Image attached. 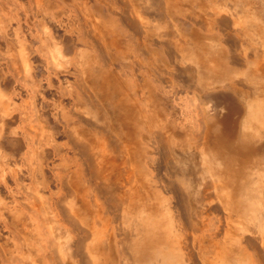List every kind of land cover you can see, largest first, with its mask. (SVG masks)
Listing matches in <instances>:
<instances>
[{"label": "rangeland", "instance_id": "rangeland-1", "mask_svg": "<svg viewBox=\"0 0 264 264\" xmlns=\"http://www.w3.org/2000/svg\"><path fill=\"white\" fill-rule=\"evenodd\" d=\"M191 1L182 0L192 7L177 10L172 24L179 30L183 25H190L202 34L218 35L210 25H206L207 31L193 25L188 17L200 9L197 2ZM253 1L255 7L262 10L264 2ZM225 7V14L237 13L231 17L235 28L246 21L253 34L251 43L246 33H236L241 39V45L235 48L237 53L243 51L247 57L255 51L257 61H261L264 21L261 24L252 16L246 18L235 10L233 0ZM120 8L115 0H0V264L3 252L7 258L26 257L18 246L21 237L34 245L33 255L38 247L35 241H47L48 223L43 218L44 211L48 221L54 219L59 223L63 222L64 210L75 212V201L64 187L68 177H73L77 162L82 161L73 146L76 138L72 137H79L89 146L90 153L97 155L94 141L100 134L106 133L111 139L116 130L120 140L123 133L130 134L132 141H136L143 126L141 115L153 117L152 111H177L178 124H185L191 133L197 172L204 169L206 181L216 184L219 164L212 155L215 154L212 146L205 147V153L195 145L196 138L204 135L207 128L210 135L221 134L227 104L215 101L213 95L225 94L239 109V122L235 125L239 135L233 141L227 140L221 149L223 157L217 155L220 160L228 163L234 157L232 150L236 145L246 143L258 147L264 143V75L253 72L256 61L250 69L252 72H236L228 60L220 57L216 64L222 76L216 79L212 66L207 68L209 74L200 76L197 60L178 51L182 61L177 67L169 65L174 94L167 95L152 79V75L157 78L155 64L145 59L138 49L134 51L136 46L131 33L118 15ZM252 25L263 31L257 32ZM115 36L121 42L118 49L109 42ZM217 48L234 52L222 36ZM126 50L128 55L123 57L121 53ZM183 69L185 71H181ZM230 86L256 91L246 97L232 92ZM149 89L152 90L150 96ZM89 98L96 108L89 105ZM103 111H116L118 123L110 125L113 114L105 115ZM201 115L205 116V125L199 122ZM234 118L229 116L226 121L232 130ZM159 123L152 118L150 128L155 130ZM250 147L251 154L245 161L232 163L239 186L235 193L236 216L230 226L233 227L236 219L235 227L249 228L246 234L252 232L258 237L261 234L262 248L258 247L264 249V217L259 221L255 219L264 213V149L254 153ZM111 154L115 157L118 151ZM82 168L86 174L85 165ZM197 176L199 173L192 177ZM217 192L215 189L214 195ZM208 219L210 236H214L217 227L213 226L222 216L214 213L204 217V222ZM14 244L17 246L13 247ZM244 247L247 262L259 264L256 252ZM261 249L257 250L258 255ZM224 260L223 257L213 262L220 264Z\"/></svg>", "mask_w": 264, "mask_h": 264}, {"label": "crops", "instance_id": "crops-1", "mask_svg": "<svg viewBox=\"0 0 264 264\" xmlns=\"http://www.w3.org/2000/svg\"><path fill=\"white\" fill-rule=\"evenodd\" d=\"M115 1L120 3L121 8H120V12H118V15L131 33V36L133 39L132 42L136 46L134 51H136L138 49L139 51H141V53L145 57V59L151 60L153 62V64H155L154 65L155 66V75H157V78H155L152 75V79H154L155 83H157L158 85H160V87H162V89L164 90V92L167 95L174 94V90H173L174 87H173L172 81H171L172 73L169 70V65H173L174 67H177L180 64V62L182 61V58L178 54V51L185 52L187 56L192 57L193 59L197 60V62L199 63L198 73L200 76H205L206 74H209L210 70H208L207 68L209 66H212L215 69L214 71L212 70L213 71L212 74L215 76L216 79L219 76L221 78L222 74H221L220 69H219L220 66L218 64H216L217 60L220 57L223 60H228L230 62V64L233 65V67L236 69V72L237 71H239V72H241V71L242 72H245V71L252 72V70H250V69H251L252 65H254V63H255L254 61H256V63H258V64H257V67L255 64V69L253 70V72H255V74H257L261 77L264 75V62H263L264 59H262L261 61H257V54L255 51L251 52L252 55L247 56L248 57L247 58L246 55H243V51H242V54H239V53H237L238 49L235 50V48L237 47V44L241 45V39H239L236 36L237 32H239V33L241 32L243 35H244V33H246L247 36L249 37V41L251 43H252L253 34H252L251 29L249 28L248 22H246V21H244V23L240 24L241 25L240 27L235 28L233 18H231V17L236 16L237 13H236V15H234L233 13L230 15L224 13L225 8H226L225 7L226 3H228V1H231V0H194L195 2H197V5L199 6L200 12H198L197 14L194 13V14H192V16H190L188 18L191 20V22L193 23L194 26L198 27L199 29H201L203 31H205V30L207 31L206 25L212 26L213 28H215L219 32L218 35H209L206 33L202 34L198 29H193L190 25H183V27L180 30L177 29L172 24V20H171L172 17L174 15H176V12L178 13L177 10L181 11L183 9V6L184 7L188 6L189 8L192 7V6H189L190 4H186L185 2H182V0H160V1H163V6H164V7L161 6V7H163L161 10L164 9L163 12H165V13H163L162 11L158 13L157 12L158 9L155 10L154 8H152V12H151L152 15L150 14V11L147 10L148 7L146 9H144L146 7L144 5V4H146V3H144L146 0L145 1H143V0H115ZM233 1H234V3H236L235 10L242 13V15H245L246 18H251V16H252L255 18V20H257L258 23H261V24L263 23V21H264V5L262 6V10H261V9L255 7V3H254V1L252 2V0H233ZM258 1L264 2V0H258ZM142 2H143V4H142ZM149 2H150V0H149ZM151 2H154V1H151ZM192 2H193V0L191 1V3ZM184 3H185V5H183ZM143 5L145 6L144 8H143ZM161 5H162V3H161ZM191 5H193V4H191ZM126 6H128V7L130 6V7L128 8ZM126 8H128V10H126ZM129 9L133 13H131ZM143 10L144 11L147 10V11H145V13H147V14H145V13L143 14V12H144ZM156 12L159 15H156ZM161 13L164 16V18L161 17L162 16ZM155 15H156V17H155ZM226 15L230 18H228ZM195 16H196V18H195ZM247 16H250V17H247ZM158 17H160L159 19L162 18V20L157 21ZM129 18L131 20H133V22L135 24H136V21H138V22L140 21L139 23L142 25V27H140L141 25L138 22H137V24H139V25L137 26V24H136V26L133 27L134 23L132 22L131 23V26L133 25L132 26L133 28H132L130 26V24L128 25V23H129L128 20H130ZM135 18H136V20H135ZM226 18H228V19L226 20ZM194 20H197L198 23H196V21H194ZM225 24H226V26H225ZM252 26H253L252 28H254V30H257V32L263 31L261 29L260 30L255 29V25H252ZM138 27H140V28L138 29ZM171 29L173 32V36H171V37H173V38L170 37V35H172V32L167 33V31L171 30ZM163 35H165V36H163ZM166 35L169 37H167ZM221 36L224 37L225 44L228 47H231V49H232L231 51H234L233 53H228V51L223 49V48H219V49L217 48L218 44L220 45V43H221ZM122 38H124V36ZM190 39L195 40V42L193 43L192 41H190ZM157 40H158V43H156ZM164 40L165 41L167 40V42L169 44L165 43V45H164L163 43L162 44L160 43V42H164ZM109 42H110V45L115 46L117 49L121 47L120 46V43H121L120 39H118L117 36H115L114 38H111L109 40ZM173 46L175 49L173 48ZM170 52L172 53V56H170L171 55ZM121 55L123 57H126L128 55V51L127 50H126V52L123 51L121 53ZM173 56H174V58H173ZM113 59L115 61L117 60L116 57L115 58L113 57ZM257 68H259V69L261 68V70H259ZM183 70L185 71V69H183ZM148 75L150 76V74H148ZM179 75H180V73H179ZM228 76H230V75H228ZM263 78H264V76H263ZM229 88L231 89L232 92L234 91V93L243 94L246 97L253 96L254 92L256 91V89H252L251 91H250V89H248V90L246 89L245 91L241 90V89H235V88L232 89L231 86ZM151 92H152V90L149 89L148 90L149 96L152 95ZM214 98H215V101L216 100L222 101V102H224V105H225V103L227 104L228 110H227V113L224 115V119L222 122L223 129H222L221 134H219V135H210L211 131L206 127L207 129H206L205 134L206 133L208 134V137H207L208 140L205 142L203 141V143L201 142V146H202V148H204V147H208L211 145L212 150L215 152V154H212V155H214V157L219 158L221 156L223 157V155H224L223 153H222V155L220 153L222 152L221 149L223 147H225V143L227 142V140L232 139L231 141H233L239 135V133L236 135V133H237L236 129L237 128H235L236 123L239 122V109H238L237 105H235V103H233V101L229 95H225V94L213 95V99ZM90 100L91 99L89 98V102H88L89 105L93 108H96L93 101L92 100L90 101ZM108 107H110V105H108ZM232 110H234V111H232ZM103 112H105V115L106 114H111V115L113 114L112 122L110 125H113L114 123H118L116 111H103ZM148 112H151V111H145L144 113H148ZM152 112H153V117H149L148 115H145V114L140 116V117H142L140 124L143 125L142 131L144 133L141 131V133L138 137L139 139H137L136 141H132V139H131L132 136L130 134H123V133H122L123 139L120 140L116 130H113L114 133L111 131L113 133V138H111L109 140H108V136L106 135L105 132H104L105 134H103V133L100 134V137L94 141V142H96V146L98 147V152L101 151L100 152L101 154H99L97 156V159H96V163H98L97 164L98 167L102 166V165L104 167L105 166L109 167V165L111 164V166L116 168V166L118 165L119 162L117 163L116 166L112 165L113 159L114 160H117V159L112 157V154H111L115 149L116 151H118V154H117L118 156L116 155V157L117 158L119 156L121 158L123 157L121 160H120V157L118 158L120 161V164L123 166H120V165L117 166L116 170L119 169L118 167H120L121 172H123V173L125 172L124 174H126V172H128V171L125 168H126V166L128 167L127 164L130 163L128 170L132 169V165H135V166L140 165V166H142L144 171H146L147 170L146 164L149 162L147 174H149L151 176L155 171L152 170L153 168L150 166V164L152 165V163L149 159L150 156H149L148 151L153 152L152 146L153 145L157 146V144H155L156 142H154L155 139L153 137V134L156 136L159 132H162L161 129H163L162 128L163 126H167L170 130H174L176 132V134H175L176 141L178 143H180V145L182 147L184 146L183 149H186V147H189V148H191L190 152H192V153L194 152L193 151L194 145L190 144L191 133H190L189 129L185 126V124H182V125L178 124L177 111H152ZM144 115H145V118H144ZM227 116H233V117L235 116L234 124L232 126L233 130L229 127L228 124H226V121H229V120H227ZM152 118H156L160 122L158 125L161 126V128H158L159 126L157 127V125L155 127L156 128L155 131L157 133L152 128H149L150 127L149 123L152 121ZM143 119H144V122H143ZM189 119H190L189 115L187 114L185 117V121L188 123V122H190ZM199 122L201 124L205 125L206 124L205 116L201 115L199 118ZM122 123H124V122L122 121ZM76 140L77 139L74 140L75 144L73 143V146L78 153L82 147H83L82 149H84L83 144L82 145H80V144L83 142L84 145H86V143L83 140H82V142H80L81 140H78L79 141V143H78V142H76ZM151 140H152V142H151ZM113 142L116 143L117 145L114 144ZM150 142H151V144H150ZM76 143L79 144L78 147H76V145H77ZM234 145H236V143ZM112 146H114V148ZM239 146H240V148H239ZM239 146L236 145L233 147L232 152L234 154L233 155L234 157L231 158L230 161L228 162L229 166H226V168L229 171L233 169L232 163L235 160H238L237 162H239V161L243 162V161H245L244 159L247 158L251 154V150L248 149L250 146H248L246 143L239 144ZM79 147H81V148H79ZM85 148H86V146H85ZM263 149H264V143H261V145L258 147L253 146L252 152L258 153V152L262 151ZM209 151H211V150H209ZM216 151L219 152V154L221 156L219 155V157H218L217 156L218 154ZM174 152L176 154L172 155L170 159L173 160V161L172 160L171 161L175 163L174 165L177 164L175 166V168L179 167L178 173H177V169H175L176 173L178 175L180 174V172L181 173L183 172L185 175L186 169L189 168L188 166H185V164L186 165L191 164L190 168L187 170L188 172L186 173V175L187 174H189V175H187V176L185 175V178L187 179V182L190 185V186H188L190 188V190H188L189 188L186 189L184 187V185L181 184L180 186L182 187V185H183V187L185 189H182V190L176 189V194L178 192L181 195L180 192H182V193L185 192L188 195L184 193L185 194L184 197H183V194L181 195V197H179L178 194H177L178 196L175 194H167V198H172L171 202L168 203V206L170 207V209L172 211V219H173L174 224L177 226V227L175 226V228L178 229V234L180 235L179 237L183 238L181 240V243L184 244V246L189 244L190 246L192 245V247H193V243L195 241V236H196L195 235L196 232L194 231L195 229L192 230V228H194L193 224H196L195 225L196 227L197 226H199V227H205L206 226L204 223L202 224V222H200V214H199V212H202V211L205 212V206H203L204 200H202V204L196 203V201H195L196 200V194L194 191L195 180H197L198 182L202 181V176H203L204 172L202 171V173H199L200 178L198 176L196 178L192 177L193 175H195L194 174L195 172L193 169L195 166L194 165H193L194 167L192 166V163L194 164V161H195V155H191L192 156L191 158H186L185 156H181L180 153H178V151L175 150ZM79 154H77V155L80 158H82V154L81 155H79ZM240 156H242V157H240ZM110 157L113 159H111ZM108 158H109V161L107 160ZM114 162L116 164L117 161H114ZM124 162L125 163L127 162V163L125 164ZM84 163L86 166L87 162L84 161V158H82L81 163L77 162L75 172L73 173V177L72 178L68 177L67 181L65 182V186H64V187H66L65 189H66L67 193H69L68 189H70V191L72 189L73 194L74 195L79 194V197L81 198V199L75 200V204H74L75 212L74 213L71 212L72 215L74 217H76V218L73 217L74 221H72L73 218L71 217V213H70V219L69 220L66 218L65 213H62L63 214V222L59 223V222H56V220H54V219L51 222L50 220L48 221V219L46 218V216H45L46 213L44 211L43 212V218L45 220H47V223H48V226L45 228V232L47 235V241H45L44 243L41 241H35V243H37L38 247H37L36 254L33 255V246L34 245L30 244L29 242L26 241L25 238L21 237L22 238L21 240L18 239V246L20 247L21 253L26 255V257L25 258H22V257L19 258V257H15V256L12 257L11 256V258H7L6 252H3V254L1 255L2 264H21V263L22 264H54V263L58 264L59 262H60L59 264H62V263L63 264H81L83 262V260L87 259V256L83 258L82 254H80L78 252L76 253L73 250H70V251H68V249L65 250L64 247H62V246H63V244H66L67 241L70 242V241H73L76 239L77 240L80 239L82 236V233L80 231L84 229L82 227H85V229H89L91 232H93L94 230H97V228L100 227L99 230L102 229L103 232L105 233V240L103 242L104 245L102 247V250L99 251L100 253L99 252H92L91 259H87L86 262L88 260L89 261L91 260L93 262V264H126V263L129 264L132 261L130 249H129L130 251L128 253V260L127 261L125 260L124 255H122L123 253H121V252H123L122 247H121V244H122L121 240H123V238L126 236L124 228L126 227V224H127L128 218H129V216L127 217V209L129 206L127 205L126 199H128L127 197L130 198V192L128 194L126 192L128 190L126 188H123V187H122L123 188L122 189L121 186H123L125 184L124 182L127 181L128 177H129V176L127 177V174L129 172L125 175L127 177V179H124L125 177H124L123 173H121L119 170H117L118 172H116V170L114 168H112V167L108 168L107 167V169L112 168V169H114V171L112 170L113 172L108 171L106 173L105 171H103L104 170L103 168L102 169L99 168L98 170L99 171L101 170L100 172L103 176H108L107 178H109L111 176L110 178H112V179L109 178L108 180H106L107 178L105 179L103 176H101V174L98 173L97 175L103 177L106 180L105 185L107 184V181H108V184L115 185V187L111 185L112 187L105 189L104 188V187H106L105 185H102V184L99 185L100 182L97 183L98 181L104 182L102 178H100L98 176L101 179V180H99V178L97 176H95L94 174H93V177L90 176L88 172H86V174H85V169L82 168ZM101 163H102V165H101ZM106 163H108V164L106 165ZM92 165H93V163H92ZM124 165H125V168H124ZM184 166L186 167V169ZM191 166L193 169V172H191V173H193L192 176H191V173H189ZM87 167L88 166L85 167L86 171H87ZM180 167H182V168H180ZM183 167H184L185 171H184ZM105 169H106V167H105ZM107 169H106V171H107ZM140 169H141V167H140ZM192 169H191V171H192ZM110 172H111V174H110ZM130 172H131V170H130ZM139 172H140L139 174L141 175L142 171H139ZM183 173L180 174V176H182ZM116 174H118L119 176H117ZM121 174L123 175V177L121 176ZM174 174H175V172H174ZM94 176L97 177L98 180H95L97 178H95ZM189 176H191L193 179L191 180V177L188 179ZM117 177H118V179H117ZM115 178H116V181L119 182L121 180L122 184L123 183L124 184L120 185V182L118 184L116 181H114ZM177 178H179V176ZM89 180H90V182H88ZM94 180L96 181V183H94L95 182ZM109 180H111V181L113 180L112 183H110L111 181L109 182ZM234 180H235V188H232V186L230 187V185H228L226 179L222 178V174L218 175L216 177V184L218 183L221 186H220V189L217 190L218 194L217 193L216 194L219 197H221V195H224V197H226V196L230 195V193L235 196V193H237V189H238L237 188L238 187L237 186V181H238L237 176L235 177ZM91 182L93 184H91ZM66 184H68L69 188H67ZM116 185H118L120 188L117 187L118 188L117 189ZM99 186H104V187H101V190H104V195L103 194L100 195L103 191H101L99 189ZM113 187L116 189H114ZM181 187H180V189H181ZM110 188L111 189L113 188L116 191H114V190L111 191ZM99 190H100V193L97 192ZM107 190H109L112 193L118 192L117 190H119L120 192H118V195L112 194L113 198H114V196H116L115 197L116 199L115 198L110 199L111 193L108 192ZM123 190L124 191L126 190L125 192L127 194H125L123 192ZM177 190H179V191H177ZM202 190H203V188H202ZM188 191H189V193H188ZM198 193H199V191H198ZM134 194L137 195V197L140 198L142 203L146 205L147 193L144 189L139 190L138 194H136V193H134ZM93 195H94V197L96 196L95 199H94ZM118 196H122V197H120L118 200V198H117ZM82 197H84V199H82ZM178 197L180 198V200ZM185 197H186V199H185ZM106 198H108V200ZM121 198L123 200V203H122ZM182 198H184L185 200H183ZM124 199H125V201H124ZM83 200H84V202H83ZM109 200H112V202L111 201L109 202ZM114 200H115V202H114ZM117 200L118 201L121 200L120 203H122V204H119V202H117ZM104 201H108L109 203L104 202ZM176 201H177V204L174 206ZM178 201H182L183 203L184 202L185 203L190 202V203H187L188 205H186L184 203L185 207H186V211L184 210L185 207H183L184 204L181 202L178 203ZM96 203H98V204H96ZM189 204L191 206V208H189L190 210L188 209V207H190ZM233 205H235V206L233 207L234 209L231 208V210H233L231 213L232 214L231 219L233 218V216L234 217L236 216V210H237V201L236 200L234 201ZM119 206H121V209H119ZM114 207H115L116 211L114 210ZM179 207L180 208L182 207V210L178 209ZM220 208H221V214H222V211H224V208H227L226 204L224 203V205H221ZM110 210H112V212ZM180 212H181V214H180ZM183 212H186L187 214L183 213ZM194 215H195V217H194ZM186 216H188L190 218V220L187 219L188 217L185 218ZM209 216H211V215L209 214ZM115 217H117L118 219H116ZM183 218H185L187 220V222H189V223H187L186 220L183 221ZM75 219H77V220H75ZM231 219L229 220L228 226H229V229L231 231L230 234H232L231 238H234V239H231L232 243H234L235 246L234 247H232V246L228 247V245H226V247H224V248H223V246H222V248L219 247L218 253H217V249L215 251H212V249H211L209 251V253L206 254L209 257L208 258L207 257L202 258V264H214L211 262L212 260H214L213 258L216 256L220 257L221 255H226V256L220 257V258H223V257L225 258L224 262L222 261L220 264H233L232 256L233 257L235 256L234 264H239L243 261L242 257H241L242 256V249L240 248V250H239V245H238V242H239L238 239H239L240 235H242L243 230L239 227H235V222L237 221L236 219H235V221H233V223H234L233 227L230 226ZM95 220L96 221L99 220L100 226H98V223H99L98 221H97V223H95L96 222ZM71 221H72V223H70ZM76 221H78V222H76ZM192 221H193V223H191ZM184 222L186 223L185 227L183 226V225H185ZM209 222H210V220L208 222H206L208 229L211 228V225L209 224ZM222 222L223 223L225 222L224 225L226 224V221H222ZM49 223H50V225H49ZM79 223L81 224V226ZM188 224L189 225L192 224L191 231H190V232H192L191 233L192 236L190 235V232L187 233V231L190 230V228H189L190 226ZM127 226L130 229L129 226H131V225L127 224ZM120 229H122V231ZM239 229L242 230L241 233H239ZM236 231H238V232H236ZM47 232H49V233L52 232L54 235V240L57 241V243H59V245L62 247V249L60 251L61 253L58 255L59 256L64 255L65 257L62 258L61 256L60 257L55 256V257H58V260H54L56 258L52 259V257H51L52 254L50 252V247H49L51 244L49 238L51 240H52V238L49 237V233H47ZM128 232H130V230H128ZM209 232H210V230L208 231V234L210 235ZM237 233H239V234H237ZM128 234H129V236H128ZM79 236H80V238H79ZM107 236H108V238H107ZM127 237H128V239H126V241H124L123 243H125L126 245L131 247V240H133V238L131 237L130 233H127L126 238ZM190 238H192L191 241H190ZM235 239H237V240H235ZM134 240H135V236H134ZM22 241H23V244H22ZM179 241H177V242H179ZM235 243L237 244L238 247L236 246ZM204 245L208 246L209 242L205 241ZM16 246L17 245L14 244L13 247H16ZM108 246L110 247V249ZM231 249H233L234 255L232 253L229 254ZM238 250H239V252H237ZM71 251H73V252H71ZM73 253H74V255H73ZM184 253L187 254L185 251H184ZM236 253H238V254H236ZM93 255L96 257L94 258ZM49 256H50V258H49ZM59 258H62V261H59ZM175 258H176V263H178V264L179 263L180 264H194L195 262L197 263V259H194L195 257H193V256L190 257V260H186L184 254H182V255L177 254L175 256ZM56 261H58V262H56ZM91 261H90V264H91ZM124 261H126V262H124ZM82 264H84V262Z\"/></svg>", "mask_w": 264, "mask_h": 264}, {"label": "bare ground", "instance_id": "bare-ground-1", "mask_svg": "<svg viewBox=\"0 0 264 264\" xmlns=\"http://www.w3.org/2000/svg\"><path fill=\"white\" fill-rule=\"evenodd\" d=\"M143 1H145V0H143ZM151 1H154V2H151ZM144 3H146V4H144L143 5V8L144 9H146L147 7H148V11H150V14H151V12H152V8H154L155 10H157V12L159 13V12H163V10H161L164 6H163V1H160V0H150V2H149V0H146ZM161 3H162V5H161ZM120 4V3H119ZM122 4V3H121ZM142 4H143V2H142ZM124 5V4H123ZM165 5V4H164ZM142 6V5H141ZM161 6H163V7H161ZM126 7H128V6H126ZM130 7V6H129ZM128 7V8H129ZM128 8H126V10H128ZM132 8V7H131ZM130 10V9H129ZM147 10H145V11H147ZM144 11V10H143ZM142 11V12H143ZM145 11L143 12V14L145 13ZM128 12V11H127ZM130 12H131V10H130ZM157 12H156V15H159V14H157ZM129 13V12H128ZM131 13H133V12H131ZM155 13V12H154ZM163 13H165V12H163ZM127 14V13H126ZM145 14H147V13H145ZM128 15V14H127ZM152 15V14H151ZM150 15V16H151ZM156 15H155V17H156ZM161 15H162V13H161ZM165 15V14H164ZM229 15V14H228ZM227 16V15H226ZM161 17H163L164 18V16L162 15ZM189 17H190V15H189ZM228 17V16H227ZM160 17H158L157 18V21H159V20H162V18L161 19H159ZM195 18H196V16H195ZM201 18V17H200ZM228 18H230V17H228ZM228 18H226V20L228 19ZM130 19V18H129ZM134 19V18H133ZM156 19V18H155ZM154 19V20H155ZM128 20V19H127ZM135 20H136V18H135ZM134 20V21H135ZM220 20V19H219ZM126 21V20H125ZM131 21V22H130ZM194 21H196V23H198L197 22V20H194ZM128 25L130 24V26H131V23L133 22V20H128ZM137 22L138 21H136V24H137ZM140 22V21H139ZM138 22V23H139ZM151 22V21H150ZM134 23V22H133ZM152 23V22H151ZM200 23V22H199ZM136 24L134 23L132 26L133 27H135L136 26ZM140 24V23H139ZM139 24H137V26L139 25ZM141 25V24H140ZM129 26V27H130ZM131 26V27H132ZM151 26V25H150ZM225 26H226V24H225ZM132 27V28H133ZM140 27H142V25L140 26ZM140 27H138V29L140 28ZM152 27V26H151ZM150 27V28H151ZM137 28V27H136ZM142 29V28H141ZM140 29V30H141ZM169 29V28H168ZM135 30V29H134ZM167 30V29H166ZM237 30V29H236ZM137 31V30H136ZM169 31V32H168ZM167 31V33H170V32H172V29L171 30H168ZM166 32V31H165ZM164 32V33H165ZM140 33V32H139ZM163 36H165V35H163ZM167 36V35H166ZM171 36H173V32H172V35H170V37ZM167 37H169V36H167ZM139 38V37H138ZM171 38H173V37H171ZM140 40V39H139ZM156 40V39H155ZM46 42V41H45ZM138 43V42H137ZM156 43H158V40L156 41ZM161 44L163 43L164 45H165V43H167V44H169L168 42H167V40L165 41L164 40V42H160ZM171 47V46H170ZM171 49V48H170ZM169 52V51H168ZM173 52V51H172ZM171 53V52H170ZM147 56V55H146ZM170 56H172V53H171V55ZM178 56V55H177ZM176 56V57H177ZM179 57V56H178ZM173 58H174V56H173ZM264 59V58H263ZM263 62H264V60H263ZM139 63V62H138ZM257 64L258 63H256V67H257ZM262 67V66H261ZM257 69H259V68H257ZM165 70V69H164ZM259 70H261V68L259 69ZM181 71H184V70H181ZM260 72V71H259ZM193 73V72H192ZM176 74V73H175ZM163 75V74H162ZM179 75V74H178ZM165 81V80H164ZM190 81V80H189ZM169 85V84H168ZM234 92V91H233ZM91 101V100H90ZM92 105V104H91ZM229 117V116H228ZM227 117V118H228ZM100 118V117H99ZM144 118H145V115H144ZM91 119V118H90ZM161 120V119H160ZM88 121V120H87ZM162 121V120H161ZM148 123V122H147ZM94 125V124H93ZM150 128V127H149ZM161 128V127H160ZM163 129H161L163 132H159L156 136L153 134V137H154V139H155V141L154 142H156L155 144H157V146H152V151L153 152H151V151H148V153H149V156H150V161H151V163H152V165L150 164V166L153 168L152 170H154L155 172L150 176L149 174H147L148 173V165H149V162L146 164L147 165V170L146 171H144V169L142 168V166H135V165H132V169H129L128 170V168H129V164L130 163H128L127 165H128V167L126 166V168H125V165H124V168L130 173H128V172H126V174H127V177H128V179H127V177L125 176L126 174H124L123 172H121V170H120V167H118L119 169H117V170H119L121 173H123V175H124V179H127V181L126 182H124L123 184H122V182H121V180L119 181L120 182V185L122 184L123 186H121V188L123 187V188H126L128 191H126L128 194H129V192H130V198L129 197H127L128 199H126V202H127V205L129 206L128 207V209H127V217L129 216V218H128V221H127V224H130L131 226H129L130 227V229L128 228V226H127V224H126V227L124 228V231H125V234H126V236H127V233H130L131 234V237L133 238V240H131V247H129L128 245H126L125 243H123L124 241H126V239H128V237L126 238V236L123 238V240H121L122 242V244H121V247H122V251L123 252H121V253H123L122 255H124V258H125V260L127 261L128 260V253H129V251L131 250V258H132V261L130 262L131 264L133 263V264H178V263H176V258H175V256L177 255V254H184V256H185V259L186 260H190V257L191 256H193V257H195L194 259H197V263L195 262L194 264H202V258L203 257H209L208 255H206V254H208L209 253V251L212 249V251H215L216 249H217V253H218V248L219 247H221L222 248V246H223V248L224 247H226V245H228V247H234L235 245H234V243H232V240L231 239H234V238H231V236H232V234H230L231 233V231H230V229H229V226H228V223H229V220L231 219V213H232V211L233 210H231V208L232 209H234L233 208V206H235V205H233L234 204V201L236 200V196H234V195H232L231 193H230V195H228V196H226V197H224V195H221V197H219L217 194H215L214 195V193L213 192H215V189H216V191H217V189L219 190L220 189V184H214L212 181H210V182H207L206 181V179H205V177L204 176H202V181H200V182H198L197 180H195V182H194V191H195V194H196V203H200V204H202V200H204V204H203V206H205V212H199V214H200V222H202V224L204 223L205 225V227H199V226H195L196 224H193L194 226V228H192V230H194L196 233H195V241H194V243H193V247H192V245L190 246L189 244V246L188 245H186V246H184V244H182L181 243V240L183 239L182 237H179L180 235L178 234V229L177 228H175V224H174V222H173V219H172V211H171V209H170V207L168 206V203H170L171 202V199L172 198H167V194H175V195H179V197H181V195L183 194V197H184V195L185 194H187V193H185V192H180L181 193V195L177 192V194H176V189H179V190H182V189H187V188H189L188 186H190L189 184H188V182H187V179L185 178V175H186V173L188 172L187 170L190 168V165L191 164H185V166H188L189 168L188 169H186V167H185V169H186V171H185V169H184V167H183V169H184V171H185V175H184V173H183V175L182 176H180V174H182L181 172H180V174L178 175L177 173L179 172L178 171V168L176 167L175 168V166L177 165H174L175 163L174 162H172L173 160L172 159H170L171 158V156L172 155H174V154H176L174 151L176 150V151H178V153H180V155L181 156H185L186 158H191L192 156L191 155H195L194 153H192V152H190L191 150V148H189V147H186V149H183V147L180 145V143H178L177 141H176V137H175V134H176V132L174 131V130H170L167 126H163L162 127ZM174 129V128H173ZM144 130V129H143ZM146 131V130H145ZM155 131V130H154ZM159 131V130H158ZM148 132V131H147ZM146 132V133H147ZM156 132V131H155ZM154 133V132H153ZM157 133V132H156ZM196 134V133H195ZM238 133H236V135H237ZM143 135V134H142ZM37 136V135H36ZM145 136V135H144ZM149 136V135H148ZM38 137H39V135H38ZM207 137H208V134L206 133V134H204V135H201V136H199V137H197L196 139V142H197V144L195 145V147L196 148H200V151L202 152V151H204V152H206L207 150H205V147L204 148H202V146H201V142L203 143V141L205 142V141H207L208 139H207ZM72 138H76L77 140H76V142H78L79 143V141L78 140H81L80 138H77V137H72ZM75 140V139H74ZM109 140V139H108ZM182 140V139H181ZM112 141V140H111ZM80 142H82V140L80 141ZM151 142H152V140H151ZM151 142H150V144H151ZM78 143H76L77 145H76V147H78L79 146V144ZM110 143V142H109ZM114 143V142H113ZM148 143V142H147ZM75 144V143H74ZM83 144V146H84V149H82L81 147H79V148H81L80 150H79V152L77 153V154H79V155H81L82 154V158H84V161H86L87 163H86V166H88L87 167V172L89 173V175L90 176H92L93 177V174L95 175V176H99V175H97L98 173L99 174H101V170L99 171L98 169L100 168V169H104L103 171H105L106 173L108 172V171H111V172H113L114 171V169L116 170V168H117V166H123V165H121L120 164V161H119V157L117 158L116 156L114 157V158H116L117 160H114L113 158H111V159H113V163H112V165H117V163H118V165L116 166V168L115 167H113V166H111V164L109 165V167H112V168H114V169H112V168H110V169H107V167L108 166H105L106 167V169H107V171H106V169H105V167L102 165V163H101V165L102 166H99L98 167V163H96V159H97V156L99 155V154H101L100 152L101 151H99L98 153H97V155H94V154H92V153H90V151H89V147L87 146V145H84V143L82 142L80 145H82ZM114 144H116V143H114ZM113 144V145H114ZM110 145V144H109ZM117 145V144H116ZM85 146H86V148H85ZM239 146V145H238ZM113 148H114V146H112ZM117 147V146H116ZM88 148V149H87ZM118 148V147H117ZM116 148V149H117ZM239 148H240V146H239ZM81 151V152H80ZM114 151H116L115 149H114ZM137 151V150H136ZM240 151V150H239ZM259 151V150H258ZM257 151V152H258ZM138 152V151H137ZM124 153V152H123ZM139 153V152H138ZM137 153V154H138ZM255 153V152H254ZM217 154L218 155H220L219 154V152H217ZM238 154V153H237ZM123 155V154H122ZM121 155V156H122ZM198 155V154H197ZM95 156H96V158H95ZM118 156V155H117ZM113 157V156H112ZM184 157V158H185ZM240 157H242V156H240ZM123 158V157H122ZM121 157H120V160L122 159ZM214 158H216L217 159V161H218V164H219V168L217 169V171L215 172V173H217V176L218 175H221L222 174V178H224V179H226V181H227V183H228V185H230V187L232 186V188H235V177H236V174H235V172L233 171V169L232 170H228L227 168H226V166H229V164L227 163L226 164V162L224 161V160H220V158H217V157H214ZM222 158V157H221ZM238 158V157H237ZM148 159V160H149ZM108 161H109V158L107 159ZM127 160V159H126ZM129 160V159H128ZM172 160V161H171ZM114 161H117L116 162V164H115V162ZM186 161V160H185ZM215 161V160H214ZM128 162V161H127ZM126 162V163H127ZM187 162V161H186ZM92 163H93V165H92ZM122 163V162H121ZM125 163V162H124ZM125 163V164H126ZM195 161H194V164L192 163V166L193 165H195ZM108 163H106V165H107ZM123 164V163H122ZM84 165H85V163H84ZM105 165V164H104ZM210 165V164H209ZM208 165V166H209ZM222 165V166H221ZM234 165V164H233ZM85 166V167H86ZM108 167V168H109ZM140 167H141V169H140ZM122 168V167H121ZM180 168H182V167H180ZM211 168V167H210ZM175 169H177V173H176V170ZM191 169H192V167H191ZM191 169L189 170V173H191V172H193V169H194V172L195 173H202V171L204 172V169H198V172H197V170H196V167H194L193 169H192V171H191ZM212 169V168H211ZM113 170V171H112ZM116 170V172H118ZM124 170V169H123ZM125 170V171H126ZM130 170H131V172H130ZM151 170V169H150ZM214 170V169H213ZM139 171H142L141 172V175L139 174L140 172ZM111 172H110V174H111ZM144 172V173H143ZM150 172V171H149ZM174 172H175V174H174ZM194 173V174H195ZM113 174V173H112ZM192 174L193 173H191V176H192ZM88 175V174H87ZM109 175V174H108ZM117 176H119L118 174H116ZM123 175L121 174V176L123 177ZM179 176V178H177L178 176ZM187 175H189V174H187ZM186 175V176H187ZM94 176V177H95ZM101 176H103L102 174H101ZM101 176H99L100 178H102L103 179V181L104 182H101V181H98L97 183H99V185H105V181L106 180H108L109 178H107L108 176H103V177H101ZM191 176H189L188 177V179L191 177ZM97 177H95V178H97ZM98 177V178H99ZM98 178L97 179H95V180H98ZM99 178V180H101ZM120 178V177H119ZM181 178V179H180ZM200 178V177H199ZM92 179V178H91ZM110 179H112V178H110ZM114 179V178H113ZM117 179H118V177H117ZM193 178L191 177V180H192ZM94 180V181H95ZM190 180V181H191ZM218 180V179H217ZM111 180H109V182H110ZM113 181V180H112ZM112 181L110 182V183H112ZM114 181H116V178H115V180ZM189 181V182H190ZM88 182H90V180L88 181ZM118 184H119V182L118 181H116ZM218 182V181H217ZM94 183H96V181L94 182ZM215 183H216V181H215ZM91 184H93L92 182H91ZM107 184H108V181H107ZM105 185L106 187H104V186H99V189L101 190V187H104L105 189L106 188H109V187H112V186H114L115 187V185H113V184H108V185ZM116 184V183H115ZM181 184H183L184 185V187H183V185H182V187L180 186ZM241 184H243V183H241L240 182V185ZM67 185V188H69V186H68V184H66ZM216 185V186H215ZM108 186V187H107ZM237 186H239L238 185V181H237ZM113 187V188H114ZM117 187H119L118 185H116V188ZM180 187H181V189H180ZM224 187V186H223ZM66 188V187H65ZM111 189V191H113L114 189H116V188H114V189ZM120 188V187H119ZM122 188V189H123ZM192 188V187H191ZM201 188V189H200ZM202 188H203V190H202ZM213 188V191L212 190H210V192H209V189H212ZM103 189V188H102ZM118 189V188H117ZM145 190L146 191V193H147V199H146V205L145 204H143L142 203V201L140 200V198H138L137 197V195H135L134 193H136V194H138V191L139 190ZM230 189V188H229ZM100 190L99 191H97V192H99L100 193ZM179 190H177V191H179ZM188 190H190V188L188 189ZM241 190V189H240ZM68 191H69V195L73 198V200L75 201V200H77V199H81L80 197H79V194L78 195H74L73 194V190L71 189V191H70V189H68ZM101 191H103L100 195H104V190H101ZM108 192H110L109 190H107ZM114 191H116V190H114ZM118 192H120L119 190H117ZM124 190H123V192L125 193V194H127L126 192H125ZM198 191H199V193H198ZM211 191H212V193H211ZM118 192H115V193H112V192H110L111 193V196H110V199H114L116 196H114V198H113V195L112 194H114V195H118ZM187 192V191H186ZM107 193V192H106ZM105 193V194H106ZM185 193V194H184ZM188 193H189V191H188ZM205 193V194H204ZM218 193V192H217ZM164 194V195H163ZM201 194V195H200ZM251 194H253V193H251ZM107 195V194H106ZM177 195V196H178ZM188 195V194H187ZM200 195V196H199ZM174 196V195H173ZM68 197V196H67ZM93 197H94V195H93ZM96 197V196H95ZM95 197H94V199H95ZM112 197V198H111ZM120 197H122V196H118L117 198H118V200H119V198ZM178 197V198H179ZM187 197V196H186ZM186 197H185V199H186ZM176 198V197H175ZM67 199V198H66ZM82 199H84V197H82ZM107 200H108V198H106ZM116 199V198H115ZM125 199H124V201H125ZM183 200H185L184 198H182ZM235 199V200H234ZM117 200V202H119V204H122L123 203V200H122V198H121V200H122V203H120V201H118ZM178 200V199H177ZM179 200H180V198H179ZM234 200V201H233ZM112 202V200H109V202ZM190 201V200H189ZM214 201H216V205H213V202ZM222 201H224V203L226 204V207L227 208H224V211H222V214H221V208H220V206L221 205H224L223 203H222ZM237 201V200H236ZM66 202H67V200H66ZM65 202V203H66ZM83 202H84V200H83ZM104 202H108V201H104ZM108 202V203H109ZM114 202H115V200H114ZM125 202V203H126ZM174 202V201H173ZM183 203L182 201H178V203ZM187 202V201H186ZM60 203V202H59ZM64 203V204H65ZM185 203V202H184ZM183 203V204H184ZM187 203H190V202H187ZM187 203H185L186 205H188ZM67 204V203H66ZM96 204H98V203H96ZM107 204V203H106ZM118 204V203H117ZM177 204V201L175 202V204H174V206ZM182 204V205H183ZM185 204L183 205V207H185ZM63 205V204H62ZM69 205H71V204H69ZM73 205V204H72ZM95 205V204H94ZM116 205V204H115ZM179 205V204H178ZM177 205V206H178ZM100 206V205H99ZM98 206V207H99ZM181 206V205H180ZM189 206H190V204H189ZM39 207V206H38ZM117 207V206H116ZM65 208H66V206H65ZM113 208V207H112ZM111 208V209H112ZM189 208H191V206L190 207H188V209ZM119 209H121V206H119ZM178 209H181L182 210V207L180 208H178ZM184 209V208H183ZM109 210V209H108ZM114 210L116 211V209H115V207H114ZM185 211H186V207H185V209H184ZM183 210V211H184ZM190 210V209H189ZM188 210V211H189ZM236 210V209H235ZM69 211V210H68ZM111 212H112V210H110ZM187 211V212H188ZM192 211V210H191ZM43 212V211H42ZM179 212V211H178ZM190 212V211H189ZM224 212V213H223ZM63 213H65V215H66V218L69 220L70 219V213L71 212H67V211H65L64 210V212ZM183 213H186V212H183ZM211 215V214H217V215H219V216H222V219L221 220H219V222L217 221V224L216 225H218L219 226V228H218V226H213V227H217V228H215L214 229V236H210L209 234H208V231L210 230V229H208V227H207V223H205L204 221V217H209V214ZM45 214V213H44ZM180 214H181V212H180ZM187 214V213H186ZM42 215H43V213H42ZM41 215V216H42ZM116 215V214H115ZM179 215V214H178ZM96 216V215H95ZM121 216V215H120ZM182 216V215H181ZM71 217L73 218L74 216L72 215V213H71ZM118 217V216H117ZM117 217H115L116 219H118ZM184 217V216H183ZM188 216H186L185 218H187ZM194 217H195V215H194ZM263 217H264V213H262V215H260V216H258L257 215V218H255L256 219V221H259V219H263ZM74 218H76V217H74ZM74 218H73V220L72 221H74ZM185 218H183V221H185L186 219ZM187 219H189L190 220V218L188 217ZM248 219V218H247ZM254 219V220H255ZM75 220H77V219H75ZM79 220V219H78ZM123 220V219H122ZM188 220V221H189ZM72 221L70 222V223H72ZM96 221V220H95ZM98 222H99V220H97ZM97 221L95 222V223H97ZM198 221V220H197ZM222 221H226V224L224 225V223L222 222ZM76 222H78V221H76ZM75 222V223H76ZM186 222H187V220H186ZM252 222V221H251ZM183 223V222H182ZM185 223V222H184ZM187 223H189V222H187ZM191 223H193V221L191 222ZM197 223V222H196ZM264 223V222H263ZM80 224V223H79ZM256 224V223H255ZM254 224V225H255ZM78 225V224H77ZM189 225V224H188ZM47 226V225H46ZM45 226V227H46ZM80 226H81V224H80ZM84 226V225H83ZM98 226H100V222L98 223ZM184 227L186 226V223H185V225H183ZM190 226V227H189ZM188 227L190 228V230H188L187 228V233L188 232H190L191 231V226H192V224L191 225H189ZM262 226L264 227V225L262 224ZM177 227V226H176ZM199 227V228H198ZM251 227V226H250ZM253 227V226H252ZM49 228V227H48ZM82 228H84L83 230H81L80 232L82 233V236H81V238H80V236H79V238L80 239H76V240H73V241H67L66 242V244H63V246L62 247H64V249L66 250V249H68V251H70V250H73V251H75L76 253L78 252V253H80V254H82L83 255V258L84 257H86L87 256V259H91V257H92V252H99V251H101L102 250V247H103V242H104V240H105V233L103 232V230L101 229V230H99V228H97V230H94L93 232H91L89 229H85V227H82ZM256 228H258V226H256ZM262 228V227H261ZM77 229V228H76ZM177 229V230H176ZM242 230H243V232H242V235H240V237H239V242H238V245H239V250H240V248L242 249V262L241 263H239V264H253V262H247V256H246V252L244 251V249H245V247L244 246H246L247 248H249L250 250H252L253 252L255 251L256 252V254H257V261H258V263L259 264H264V252H262L264 249H261L262 247L260 246L262 243H263V238L261 237V234H259L260 236L258 237V235L257 236H255L252 232L250 233V234H246V232L248 231V229H246V228H244V227H242L241 228ZM110 230V229H109ZM121 231H122V229H120ZM128 230H130V232H128ZM241 230V231H242ZM260 230V229H259ZM255 231H256V229H255ZM76 232V231H75ZM236 232H238V231H236ZM46 233V232H45ZM47 233H49V232H47ZM191 233L192 232H190V235H191ZM240 233V232H239ZM239 233H237V234H239ZM259 233H261V232H259ZM110 234V233H109ZM135 236V240H134V236ZM18 236V235H17ZM109 236V235H108ZM108 236H107V238H108ZM123 236V235H122ZM128 236H129V234H128ZM192 236V235H191ZM210 236V237H209ZM49 237H51L52 238V240L49 238V240H50V242H51V244H50V252H51V257H52V259H54V258H56V259H54V260H58V257H55V256H59L58 254H60L61 252V249H62V247L59 245V243H57V241H55L54 240V235H53V233L52 232H50L49 233ZM188 237V236H187ZM189 238V237H188ZM194 238V237H193ZM191 239L192 238H190V241H191ZM21 240V239H20ZM180 240V241H179ZM189 240V239H188ZM235 240H237V239H235ZM177 241H179V242H177ZM185 241V240H184ZM205 241H208L209 242V245L208 246H205L204 245V243H205ZM22 244H23V241H22ZM49 244V243H48ZM120 244V243H119ZM192 244V243H191ZM236 244V243H235ZM241 244H243L242 246H241ZM107 245V244H106ZM120 246V245H119ZM236 246H237V244H236ZM258 246H260L261 248H259ZM264 246V245H263ZM109 247V246H108ZM120 247V248H121ZM238 247V246H237ZM264 248V247H263ZM75 249V250H74ZM109 249H110V247H109ZM130 249V250H129ZM259 249H261L262 251H261V254L260 255H258V251L257 250H259ZM239 250L237 251V252H239ZM73 251H71V252H73ZM121 251V250H120ZM184 251L187 253V254H185L184 253ZM223 251V250H222ZM225 251V250H224ZM246 251H248V250H246ZM258 252V253H257ZM100 253V252H99ZM233 254L234 255V251H233V249H231L230 250V252H229V254ZM220 254V253H219ZM236 254H238V253H236ZM252 254V253H251ZM73 255H74V253H73ZM245 255V256H244ZM61 256V255H60ZM59 256V257H60ZM94 256V255H93ZM98 256V255H97ZM130 256V255H129ZM187 256V257H186ZM222 256H226V255H221L220 257H222ZM62 258L63 257H65L64 255L63 256H61ZM81 257V256H80ZM96 256H94V258H95ZM219 256H216V257H214L213 259H214V262H215V260H217V259H219L220 258ZM251 257H253V256H251ZM20 258V257H19ZM49 258H50V256H49ZM62 258H59V261H62ZM82 258V257H81ZM123 258V257H122ZM123 258V259H124ZM22 259V258H21ZM20 259V260H21ZM87 259H85V260H83V262H84V264H90V261L88 260L87 262H86V260ZM102 259V258H101ZM130 259V258H129ZM232 262H233V264H234V261H235V256L233 257L232 256ZM93 260V259H92ZM100 261V260H99ZM126 261H124V262H126ZM253 261V260H252ZM56 262H58V261H56ZM82 262V263H83ZM212 263H214L213 262V260L211 261ZM21 263V262H20ZM60 263V262H59ZM58 263V264H59ZM81 263V264H82ZM129 263V262H128ZM129 263V264H130ZM22 264V263H21ZM55 264V263H54ZM63 264V263H62ZM91 264H93V262L91 261ZM127 264V263H126ZM180 264V263H179Z\"/></svg>", "mask_w": 264, "mask_h": 264}]
</instances>
